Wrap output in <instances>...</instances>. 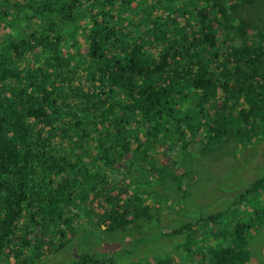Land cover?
<instances>
[{"label":"trees","instance_id":"1","mask_svg":"<svg viewBox=\"0 0 264 264\" xmlns=\"http://www.w3.org/2000/svg\"><path fill=\"white\" fill-rule=\"evenodd\" d=\"M198 1L0 0V19L15 29L0 40V255L11 246L14 264H150L151 247L163 239L182 250V264H246L245 241L264 219L263 154L258 178L255 159L247 156L257 151L246 148L264 142V50L241 36L246 26L261 33L264 24L238 20L236 8L245 0ZM247 1L242 6L257 0ZM133 8L151 23L140 27L127 19ZM36 15L44 24L33 27ZM180 21L189 29L179 28ZM220 26L240 37L239 44H221ZM32 48L44 62L29 84L34 91L6 93L20 77L11 57ZM178 98L185 108L176 111ZM235 139L242 159L215 190L213 210L191 202L194 213L169 211L164 218L151 215L158 207L142 205L152 194L157 200L153 188L166 181L181 190L178 151ZM167 140L163 157L156 147ZM92 160L101 163L95 170ZM123 174L148 195L111 194ZM91 194H102L95 222L88 219L93 202H85ZM243 207L250 211H236ZM143 219L156 223L149 235L127 248L104 249L105 241L143 233ZM159 233L164 236L154 237Z\"/></svg>","mask_w":264,"mask_h":264},{"label":"rangeland","instance_id":"2","mask_svg":"<svg viewBox=\"0 0 264 264\" xmlns=\"http://www.w3.org/2000/svg\"><path fill=\"white\" fill-rule=\"evenodd\" d=\"M186 0H184L185 2ZM248 2L247 0L241 1V5L238 6L236 9L237 13L236 16L238 20H244L249 21L253 25H259V18L263 20L264 24V3H262L261 0H257L256 3H253L249 7L242 6ZM135 3L132 4L134 6ZM203 5V1H198L197 6ZM137 9L131 10V12L127 13L125 16L127 19H132L134 22L135 20L137 22H142L145 26L150 24V20L148 18V15L145 13H137ZM245 10H248V12H245ZM110 13L117 19V14L113 10H109ZM157 14H159L161 17L165 16L166 13L162 11H157ZM244 16V17H243ZM236 21L232 25L237 26V18L234 17ZM32 26H37L38 24L42 23V19L40 16H35V20L31 21ZM137 22H135L138 26H140ZM46 24V23H45ZM249 25V24H247ZM123 28L127 29L128 31H132V29L129 26L122 25ZM179 28H184L185 30L189 29L186 26L185 21L179 23ZM178 30V29H177ZM219 30V42L221 44H227L229 42L238 45L239 44V38L240 37H231V35L226 34L222 27H218ZM259 30L262 31L261 33L256 32L255 27H248L246 26L243 31H245V35L243 34L241 36V41L243 43L250 44L251 46H254L258 44L262 47L264 50V27L259 26ZM162 31L169 35L168 27L163 26ZM181 31V30H179ZM79 32V30L77 31ZM15 29L6 23L5 21H2L0 19V40L6 37L7 35H14ZM139 36V34H136ZM74 39H77L78 41H81L80 36H77V38L73 37ZM34 42V41H33ZM83 41H81L82 43ZM35 43V42H34ZM2 46H0L1 48ZM33 49L37 51V48H32L28 51H26L25 56H12L11 59L14 63L13 71L17 74H20V77H16L15 84L8 86L7 89H5L6 93H10L16 89L19 90L26 86V89L28 91H34V88L30 87L29 84L34 83L33 76H35L37 67H43L44 62L40 64V61H37V59L33 56L32 52ZM85 49L83 50V52ZM12 53V51L10 52ZM5 55L8 57V54L5 53ZM261 61L264 62V57H261ZM29 72V73H28ZM10 81V80H8ZM60 83L54 84L52 87L54 90L58 87ZM34 87V86H33ZM47 88V87H45ZM49 87V91L52 93L53 89ZM48 93V92H47ZM51 93H48L49 98L51 99L53 96ZM181 99L178 98L175 101L176 108H178L179 111L181 108H185V105L183 103H180ZM164 129L161 130L160 136L163 137ZM170 144V141L167 140L164 145H161L160 143L156 147L157 150H162V156L166 155L165 148L167 145ZM254 145V144H253ZM253 145H249L248 147H251ZM259 152L263 154L264 159V150H263V144H260L259 146H256ZM187 152L178 151L179 159L176 161L178 167L177 171L179 174L182 175L181 178V190L177 189L175 181L169 180L166 181L165 185L161 186H154L153 190L158 196L157 200L155 199L154 195L152 194L151 198H148L146 202H143L144 207L153 206L158 207L156 210L154 209L151 211V215L156 212L159 215H162L164 218L166 217V214H168L169 211L172 213H181L184 212L190 213L197 208L191 203L196 202L198 206H207L209 209L212 208V206H208V203L211 202H217L218 197H214L213 194L215 190L222 184L224 181L227 172L232 164H235L237 161L240 162L242 159L241 156V148L239 140L235 139L234 141H229L225 144L219 145V144H212L208 145L206 148H203L200 151V147L196 146L192 149H187ZM251 156L258 157L259 153H252ZM97 165H101L100 161L97 163L96 161L92 160L90 162L89 169H97ZM93 167V168H92ZM238 173V172H236ZM204 174V175H203ZM203 175V177H202ZM70 178H72V175H69ZM261 176H258L260 178ZM203 178V179H202ZM213 182V183H212ZM211 184H213V187H209ZM135 185V179L133 176L128 174L120 175V184L115 183V185L112 186L111 194H115L117 192H120L122 190L123 198H126L127 196H135V195H141L142 197H145L148 195L146 188L139 186L136 187ZM206 190V192L204 191ZM208 191H211L212 194L208 193ZM230 192V191H229ZM263 192V191H262ZM118 194V193H117ZM191 199V200H190ZM92 200V201H90ZM102 200V194L97 197L96 199H93L92 194L89 195L88 200L85 202H93L92 207L88 219L92 216V222H95L97 220V216L94 214L101 215L103 210L100 208ZM98 202V206H97ZM93 208V210H92ZM223 210V208L221 207ZM243 210L245 212H249L250 209L243 207L240 209H237L236 211ZM227 221V220H225ZM138 224H141L143 227L144 232H131V234H126L125 238H121V240H115V242L110 243L108 241L104 242V249H106L108 252H113L118 250L119 248H127L129 246V243L133 241L134 239L138 238L140 239L145 234L148 233V228L151 227V225L156 224L154 220L152 221H146L145 219L138 222ZM101 228H105L103 225L100 226ZM91 229V225L89 227ZM256 230H251L250 234H248V240L245 241V249L248 254V259L246 264H264V219L261 218V224L259 227L255 228ZM162 232H164L165 236L167 233V229H160ZM195 234L197 235V239L203 237V233L200 229H196ZM162 235V234H161ZM160 233L154 235L156 238H161ZM164 236V235H162ZM167 237V236H166ZM77 236L73 235L72 239L75 242ZM158 240V239H157ZM155 240V242L157 241ZM154 241V238L150 242ZM121 242V243H120ZM144 246H150V244L146 241H142ZM82 246L87 248V246L84 243V240L80 238V243ZM110 244V245H109ZM212 245L214 242L211 243ZM102 246V247H103ZM151 247V246H150ZM151 254L149 257L150 264H153V262L156 261H162L164 264V261L166 260L165 256L168 258H173L175 260L174 264H179V251L182 253V250H179L176 248L175 245L170 246L169 243L165 240H161L156 246L154 245L151 247ZM193 250H197L198 256H200V251L197 249V246L193 247ZM133 251V250H132ZM130 255H133L130 253ZM123 257V254H122ZM134 257V260L138 257ZM47 259L46 261H48ZM181 263V262H180ZM0 264H14L13 259L10 258L7 260V258L0 259ZM182 264V263H181Z\"/></svg>","mask_w":264,"mask_h":264},{"label":"clouds","instance_id":"3","mask_svg":"<svg viewBox=\"0 0 264 264\" xmlns=\"http://www.w3.org/2000/svg\"><path fill=\"white\" fill-rule=\"evenodd\" d=\"M136 12L137 13H144V12H142V11H139V10H136ZM148 18H149V20H150V18L151 17H149L148 16ZM135 22H137L136 20H135ZM139 25H140V27H145V25L140 21V22H137ZM151 23V22H150ZM260 144H263V150H264V142H260V143H258L257 145H253V146H251V147H253L259 154H262L261 152H259L258 151V149L256 148V146H259ZM250 145V144H249ZM246 148H249L248 147V145H246ZM250 159H255V165H254V169L258 172V176H261L262 177V173H263V171H262V169H261V165L263 164V160L261 159V158H259V157H255V156H251V155H247ZM229 171H230V168H229ZM247 171V170H246ZM227 176V175H226ZM15 247H11V246H7L6 247V249H5V251L0 255V259H2V258H7V260L8 259H10V258H12V255H13V249H14ZM13 259V258H12ZM15 262V260H13V263Z\"/></svg>","mask_w":264,"mask_h":264},{"label":"bare ground","instance_id":"4","mask_svg":"<svg viewBox=\"0 0 264 264\" xmlns=\"http://www.w3.org/2000/svg\"><path fill=\"white\" fill-rule=\"evenodd\" d=\"M244 206V205H243Z\"/></svg>","mask_w":264,"mask_h":264}]
</instances>
